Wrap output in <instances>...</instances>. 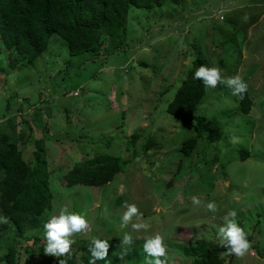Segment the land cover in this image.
I'll return each instance as SVG.
<instances>
[{"label":"rangeland","instance_id":"1","mask_svg":"<svg viewBox=\"0 0 264 264\" xmlns=\"http://www.w3.org/2000/svg\"><path fill=\"white\" fill-rule=\"evenodd\" d=\"M116 45L106 42L101 56H72L67 43L54 34L48 51L33 65L15 69L12 64L23 61L22 56L0 53V132L11 134L12 123L21 124L24 115L32 118L39 107L43 116L36 139L72 134L92 139L62 141V146L47 142L53 207L45 221L63 208L87 219V228L70 237L74 243L68 254L77 253L79 260L80 248L99 238L110 244L107 264H148L144 241L159 234L166 264H192L182 249L203 237L221 242L219 228L233 219L229 214L234 210L251 247L231 264H264V0H182L153 10L132 7L125 41ZM198 57L225 77L241 76L253 106L243 113L226 85L207 88L196 111L205 117L204 136L186 157L181 146L197 135L195 123H183L167 107ZM52 81L61 82L64 90L65 84L85 90L68 98L59 94L61 89L55 97L44 94ZM29 106L26 113L20 110ZM30 125L38 124L30 120ZM20 129L14 138L33 166L37 147L33 142L23 145L31 131L25 128L20 134ZM134 135L140 138L130 144ZM241 151L249 152L247 160H241ZM96 155L123 156L129 162L109 184L67 189V166ZM193 196L199 205L192 203ZM210 202L215 211L208 209ZM132 205L137 214L122 225ZM133 223L149 228L134 230ZM126 233L133 236L131 246L121 243ZM41 236L39 243L24 239L22 247L44 246L45 230ZM2 240L4 244L5 235ZM27 257L20 250V264H29Z\"/></svg>","mask_w":264,"mask_h":264},{"label":"trees","instance_id":"2","mask_svg":"<svg viewBox=\"0 0 264 264\" xmlns=\"http://www.w3.org/2000/svg\"><path fill=\"white\" fill-rule=\"evenodd\" d=\"M166 2L181 4L182 0H0V53L7 50L10 52L9 56H22L23 63L19 60L12 64L14 69L24 65L31 66L48 51L51 37L56 34L67 43L68 51L72 56L85 52L101 56L106 42L111 45L117 43L114 48L124 43L125 26L132 7L153 10L165 5ZM201 65H206L204 58L198 57L193 61L175 98L167 107L168 113L183 123L188 125L195 123L197 135L195 138L184 141L181 146V152L185 156H190L195 151L198 139L204 136L205 117L197 114L196 111L206 87L193 76L195 70ZM65 86L64 90L61 88V82L52 81L51 84H47L44 94H50V96L54 94L55 97L61 89L62 93L59 94L68 98L74 96H67L71 92L85 90L72 89L67 84ZM252 106L253 101L247 90L244 98L239 99V108L241 112L247 114ZM31 107L24 110L20 108V110L26 113ZM33 110H35L34 116L31 118L24 115L21 124H11L14 119L11 118V134L0 132V216L7 218V222L0 225L2 233L0 234V250H5L0 254V264H20V250L26 252L29 262L32 263L89 264L91 259L89 243L80 248L83 250L80 260L77 253L55 257L45 254L44 246L41 245L34 248L22 247L24 239H33L39 243L46 223L44 216L53 207V192L49 185L50 175L47 171L49 168L47 142H59L62 146L64 144L62 141L66 144H74V142L92 140L81 135H77L79 137L77 138L74 134L57 139L50 135L36 139L35 133L38 127H41L39 121L43 116V110L39 107ZM30 120L38 125L31 126ZM19 125L20 134H23L25 128L31 131L23 145L33 142L37 147L34 151L33 166L25 160L24 149L19 147L14 138L17 136ZM45 132H48L47 129ZM73 133H76V130H73ZM139 138V135H134L130 144H134ZM240 154L241 160L249 158L248 152L242 151ZM128 162L129 160H124L123 156L115 155H96L85 158L67 166L68 171L63 177L64 185L70 190L77 185L102 187L111 183L119 173L123 172ZM4 235L6 242L2 244ZM182 251L185 257L192 260V264H226L227 260L231 264L235 257L221 246V242L204 237L184 247ZM36 254L41 260L36 257Z\"/></svg>","mask_w":264,"mask_h":264},{"label":"clouds","instance_id":"3","mask_svg":"<svg viewBox=\"0 0 264 264\" xmlns=\"http://www.w3.org/2000/svg\"><path fill=\"white\" fill-rule=\"evenodd\" d=\"M193 76L195 79L201 81L206 89L216 88L218 84L226 85L229 89H231L232 95L238 98V103L239 99L242 100L244 98V94L248 90V85L241 76L236 75L225 77L222 74L221 69L218 67L201 65L195 70ZM192 203L199 205L201 202L198 197L193 196ZM207 207L208 209L215 211L214 203H208ZM137 211L136 206H129L127 211L123 214L121 221L122 225L129 224V222L132 221V218L137 214ZM229 215L233 217V219L228 220L224 226L219 228L221 246L225 247L230 255L234 254L237 257H242L249 250V242L246 238L244 230L234 219L237 215L236 211L233 210ZM6 222V217H0V223ZM86 228L87 219L83 215L70 213L66 208L61 209L59 215L52 216L44 224L46 239V244L44 245L45 254H50L55 257L68 254L70 252L71 245L74 243L70 237L75 233L82 232ZM132 228L134 230H147L149 225L146 223H133ZM121 243L123 246H131L133 244V236L126 233ZM109 247L110 244L108 240L93 238L89 248L91 253L89 264H96L97 260H105V264H107V260L105 258L108 257ZM143 249L150 258L148 260V264H165V261L162 260L161 257L166 256V247L164 239L161 235L157 234L155 236L147 237L144 241ZM125 250H127V248ZM37 255L38 254H36V257H38ZM27 261L29 262L28 257ZM30 263L32 262L30 261L29 264Z\"/></svg>","mask_w":264,"mask_h":264}]
</instances>
